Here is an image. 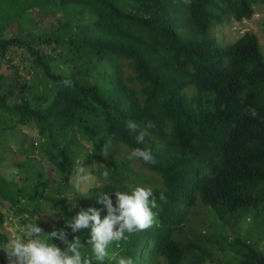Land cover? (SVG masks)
Wrapping results in <instances>:
<instances>
[{
	"label": "trees",
	"instance_id": "16d2710c",
	"mask_svg": "<svg viewBox=\"0 0 264 264\" xmlns=\"http://www.w3.org/2000/svg\"><path fill=\"white\" fill-rule=\"evenodd\" d=\"M257 5L264 0H0V56L15 47L27 49L50 82V92L37 94L33 102L20 79L8 82L0 72V110L15 115L18 125L38 128L47 138L50 164L66 176L56 189L44 177L42 185L27 191L0 174L1 198L39 218L45 233L63 229L69 240L79 236L88 257L90 228L72 233L66 221L90 207L103 219L101 193L150 188L157 203L155 225L114 242L116 254L107 264H117L120 256L133 264L212 262L200 243L180 237L189 208L201 201L228 225L246 207L264 216V53L253 32L228 45L210 32L226 19L252 18ZM74 8L87 11L85 26L74 29L75 17L65 14L67 22L53 36L10 32L28 19L38 25L31 11L52 15ZM39 41L64 45L71 71L56 70L55 57L36 48ZM129 120L140 128L153 124L142 143L128 130ZM79 132L91 148L83 165L91 174L107 170L109 177L86 195L74 187L71 195L69 177H75L83 156ZM114 145L121 146L120 161ZM135 148L150 150L156 162L129 159ZM111 199L115 205L114 194ZM220 229L224 239L231 236L230 226ZM235 242L236 261L222 264H264L261 249L239 237Z\"/></svg>",
	"mask_w": 264,
	"mask_h": 264
},
{
	"label": "rangeland",
	"instance_id": "374dc122",
	"mask_svg": "<svg viewBox=\"0 0 264 264\" xmlns=\"http://www.w3.org/2000/svg\"><path fill=\"white\" fill-rule=\"evenodd\" d=\"M255 10L256 13L251 19L236 21L230 18L226 19L221 25L212 26L211 34L217 38L221 45H228L239 39L245 32H253L258 36L261 50L264 53V32L262 29L264 23V5H257ZM65 14L72 18L75 17L73 22L74 29L78 23H81L82 26H85L87 23V11L83 12L80 8L65 9L64 13L57 12L52 15H46L43 11L35 10L31 11L29 16L38 25L33 24L28 19L12 26L10 32L24 37H30V32L33 35L53 36L55 35L54 31H58V28L62 27L64 22H67ZM35 46L48 58L50 55L55 57V60L51 63L56 70L64 73L71 71L69 64L64 58L66 53L64 45L57 46L56 43L49 44L39 41ZM33 57L25 48H12L5 57L0 56V63L2 65L0 72L3 73L4 79L8 82L20 79L25 84L32 101L36 102L34 98L37 94L50 92V82L45 78L43 71ZM17 121L18 119L15 115L5 110H0V174L6 179L15 180L21 186H26L27 191H31L32 187L42 185V178L44 177L52 189L58 188L59 182H64L66 176L56 171L53 165L50 164L45 151L47 138L42 136L39 129L35 126L29 128L23 124L18 125ZM81 135L79 132L76 136V140L81 143L79 147L83 152V156L78 161L77 168H85L83 165L84 155L91 151V148ZM72 149H75V145ZM112 149L115 159L120 161L122 157L121 146L114 145ZM85 169L91 174L89 168ZM91 176L93 178L91 186H101L107 182L101 174H91ZM69 181L74 185L75 177H69ZM73 187L69 190V194L71 195L74 194ZM21 203L28 207L31 205L26 198L21 199ZM45 208L47 209V207ZM245 212L235 222L233 219L228 225L223 219H219L212 206L206 205L201 201H198L192 208H189V222L185 225V229L180 234V237L183 236L186 239H192L194 242L200 243L206 248L213 259L212 262L202 263L201 261H197V264H222L223 262L231 263L236 261L233 258L234 255L240 252L235 246V239L238 237L246 242L248 241L249 245L251 244L264 252V216L257 214L256 211L253 213V208L249 207H246ZM0 213L2 214V219L0 220V248L14 236L22 235L24 226L36 219V217L30 218L28 213L21 212L18 206L8 199L1 198V196ZM27 216L31 220L25 221L24 218ZM209 225L211 226L208 227ZM217 226L220 228L230 226L228 232H230L231 236L228 239H224L223 230ZM209 229L214 230L210 231ZM52 243L62 250L66 248V245L60 240L55 241L53 239ZM108 251L110 256L114 257L116 254L114 244L109 246ZM81 252L84 256L86 255L82 250ZM0 264H8L7 256L2 249H0ZM104 264H107V262L105 261Z\"/></svg>",
	"mask_w": 264,
	"mask_h": 264
},
{
	"label": "clouds",
	"instance_id": "9594fccd",
	"mask_svg": "<svg viewBox=\"0 0 264 264\" xmlns=\"http://www.w3.org/2000/svg\"><path fill=\"white\" fill-rule=\"evenodd\" d=\"M63 84L71 86V81L64 80ZM251 115L256 116L254 109L251 111ZM151 127H153L151 122L144 128H140L134 121L127 122L128 130L138 133L136 136L138 143L144 141V138L149 134L148 128ZM110 145V139L103 145L105 156H107ZM128 158L139 159L148 164L156 162L150 150L140 148L133 149ZM102 176L107 180L109 172L103 171ZM92 180L91 174L84 167H78L74 188L82 195H86ZM111 194L115 195V205ZM160 199H165L163 193H161ZM97 202L106 209L107 214L103 219H101L100 210L90 207L87 210L82 209L71 220L66 221V226L71 228L72 233L90 228V238L87 240V244L91 249V256L85 257L82 254L80 249L84 245L79 236H74L73 240L69 241L67 233L63 229L45 233L36 222L39 218H36L24 226L22 235L14 236L0 248L7 256L8 264H93V259L96 264H104L106 258H113L108 251L110 245L114 242L127 240L128 235L147 230L156 223V214L153 209L157 207V203L150 188L137 186L130 192L101 193L97 197ZM53 238L63 242L66 248L62 250L52 243ZM117 264H133V260L130 257L120 256L117 259Z\"/></svg>",
	"mask_w": 264,
	"mask_h": 264
}]
</instances>
